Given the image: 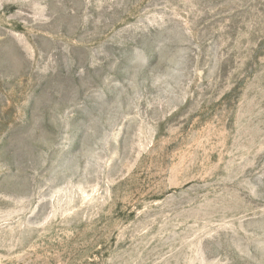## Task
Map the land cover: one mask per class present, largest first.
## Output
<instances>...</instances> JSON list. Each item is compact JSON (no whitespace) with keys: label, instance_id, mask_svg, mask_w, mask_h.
Wrapping results in <instances>:
<instances>
[{"label":"rangeland","instance_id":"374dc122","mask_svg":"<svg viewBox=\"0 0 264 264\" xmlns=\"http://www.w3.org/2000/svg\"><path fill=\"white\" fill-rule=\"evenodd\" d=\"M0 264H264V0H0Z\"/></svg>","mask_w":264,"mask_h":264}]
</instances>
